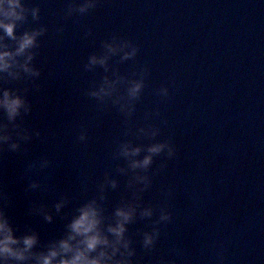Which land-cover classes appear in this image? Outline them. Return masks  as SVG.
I'll list each match as a JSON object with an SVG mask.
<instances>
[{
	"label": "water",
	"instance_id": "1",
	"mask_svg": "<svg viewBox=\"0 0 264 264\" xmlns=\"http://www.w3.org/2000/svg\"><path fill=\"white\" fill-rule=\"evenodd\" d=\"M114 39L137 55L113 54L89 69ZM31 66L40 75L22 72L10 88L28 111L10 120L0 110L9 138L0 143V211L17 237L39 238L24 264H38L66 238L77 209L93 199L105 230L118 207H136L126 233L133 264H264V4L99 0L67 15ZM105 77L119 81L117 91L92 96ZM140 79L129 114L122 104ZM156 143L175 154L154 155L147 170H133L121 154L130 144L143 149L133 157L142 160ZM137 175L149 178L147 188ZM145 208L153 215L143 216ZM163 213L170 219L161 221ZM155 231L145 248L144 234Z\"/></svg>",
	"mask_w": 264,
	"mask_h": 264
},
{
	"label": "clouds",
	"instance_id": "2",
	"mask_svg": "<svg viewBox=\"0 0 264 264\" xmlns=\"http://www.w3.org/2000/svg\"><path fill=\"white\" fill-rule=\"evenodd\" d=\"M99 0H80L78 6H74L69 10V16L78 12L81 15L94 9ZM258 3L264 4V0H258ZM28 8L25 0H0V74L8 73L13 78H19L21 71L31 76H39L38 69L31 66V61L35 53L31 49L37 47L38 38L47 30L40 28L35 31H26L22 36L16 35L18 22L27 18ZM34 18L38 19L40 9L31 10ZM7 37L16 41L15 50H11L4 42ZM106 54L103 56L93 55L90 57L87 67L107 65L111 55L123 52V59L127 60L137 55L138 49L129 42L117 43L114 39L112 43H106ZM27 56L23 63L18 57ZM19 69V70H14ZM119 81H113L108 77L104 78V82L98 90L91 93L92 96L98 98L111 97L117 91ZM145 83L143 79L135 80L131 83L127 91V102L122 104V108L131 114L133 108L131 102L140 97ZM160 95L167 97L170 95V89L165 86L160 89ZM124 97L115 100L121 104ZM0 110L7 113L10 120H15L22 111H28V105L25 98L21 95L13 93L9 89L0 90ZM156 135L157 132H153ZM9 139L0 129V143ZM83 139V137H81ZM15 149L17 144H13ZM168 149L169 156L175 154V150L167 143H156L148 148V155L142 160L133 159L139 156L143 151L140 147H133L130 144H124L121 147V154L130 160V166L133 170H147L153 163L154 155L160 154ZM123 171V170H122ZM135 182L143 184L145 188L150 181L147 176L137 175ZM112 187L117 186L116 181L110 182ZM143 191V189H141ZM64 206L63 203L56 205L59 211ZM136 207L132 205H124L118 207L115 211V221L108 224L105 230L104 210L100 207L96 199L84 203L77 209V214L68 224V234L66 238L53 243L46 253L39 255L38 264H133L132 257L135 256V250L131 246V241L126 237L128 224L132 223L136 217ZM143 216H152L153 210L145 208L141 213ZM49 221L52 216L46 217ZM170 219V214L163 213L160 217L161 221ZM111 234V238L109 236ZM159 232L145 233L143 244L145 248L154 247ZM39 238L35 234L17 237L8 218L3 211H0V264H10L11 261L17 264H24L31 258L32 249L38 244ZM22 245V246H21ZM95 253V255H93Z\"/></svg>",
	"mask_w": 264,
	"mask_h": 264
}]
</instances>
